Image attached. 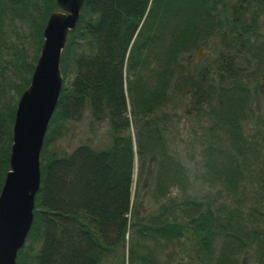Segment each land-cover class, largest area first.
<instances>
[{"label":"trees","instance_id":"1","mask_svg":"<svg viewBox=\"0 0 264 264\" xmlns=\"http://www.w3.org/2000/svg\"><path fill=\"white\" fill-rule=\"evenodd\" d=\"M9 2L0 0V30L8 12L18 16L29 24L37 49L54 0ZM263 6L264 0L82 1L61 48V85L39 151L40 181L25 237L37 244L30 253L21 246L14 264H159L154 247L144 240L155 243L181 235L187 223L179 218L200 204L187 191L188 164L169 148L165 134L172 120L165 107L176 108L172 88L183 77L177 75L181 55L214 34L223 38L229 33L237 47L234 56L242 47H253L251 56L260 58L255 27ZM21 68L31 71L32 65L23 61ZM226 74L230 78L213 87L216 106L210 114L237 148L222 161L227 181L234 183L243 172L234 165L238 158L244 161V144H251L244 124L253 113L255 88L249 82L255 83V70ZM185 77L193 82L190 75ZM2 78L0 71V82ZM27 82L10 87L19 94ZM5 93L0 85V186L8 169L14 109L13 102L1 100ZM84 110L91 121L106 123L107 143H81L67 155L57 153L52 144L64 122L80 119ZM144 195L161 199V204L146 217L134 210L135 219L129 222L131 208ZM206 208L188 221H196L195 228L202 232L197 233L199 247L207 234L222 230ZM129 225L133 236L124 255ZM229 260L225 264H231Z\"/></svg>","mask_w":264,"mask_h":264},{"label":"rangeland","instance_id":"2","mask_svg":"<svg viewBox=\"0 0 264 264\" xmlns=\"http://www.w3.org/2000/svg\"><path fill=\"white\" fill-rule=\"evenodd\" d=\"M9 1L13 0H5L10 4ZM28 9L32 11L31 5ZM53 9H56L55 4L51 10ZM7 15L9 20L3 25L5 30L2 25L0 30V71L4 75L0 85L6 90L1 100L13 102L14 116L19 94L29 83L33 65L39 54L42 33L36 49L29 24L25 21L22 24L16 18L18 16L15 17L12 13L8 12ZM255 28L258 32L256 43L261 45V55L258 59L251 56L253 47H242L234 56L233 52L237 47L229 33L223 38L214 34L208 37L205 43H199L188 51H183L181 55V68L177 75L178 79L181 75L183 77L177 80L172 88L177 101L176 108L168 110L165 107L172 118L165 134L169 140V148L174 149L188 164L187 191L200 204L195 206L196 209L188 208L190 214L184 211L179 218L187 223L181 235L171 240L158 238L159 241L155 243L152 240H144L154 247L159 264H225L228 259L231 264H264V6L258 11ZM201 44L204 45L202 55L195 61L193 55ZM258 54L257 52L255 55ZM23 61L32 65L31 71H24L22 68L18 70ZM254 70L252 78L255 83L249 79L251 88H255L254 100L250 103L253 113L244 124V131L250 134L251 144H244L240 153V158L244 156V161L240 162L238 158L237 166L234 165L235 169L243 171L242 174L235 178L234 183H229L227 175L222 171V161L225 160L226 152L234 153L233 150L237 148L229 135L213 122L210 114L211 106H216L213 87L217 82L230 78V75L227 77L226 71ZM186 75H190L193 82L188 80ZM27 79V84L19 94L10 87V83H22ZM106 129L104 121H91L88 110H84L80 119L64 122V127L52 147L62 155L69 154L81 143L102 147L108 141ZM140 198L128 215L131 223L136 215L134 210L138 215L146 217L161 204V199L157 202L145 195ZM206 207L213 214L214 224L218 221L222 223V230L215 229L211 237L207 234L205 245L199 247L197 235L202 232L195 228L196 221H188L191 215L204 211ZM213 226L210 224L209 229H213ZM132 228L129 225L124 236V255L126 243L133 236ZM36 244L37 242L32 244L30 240L25 239L22 251L30 253V247L35 249Z\"/></svg>","mask_w":264,"mask_h":264},{"label":"water","instance_id":"3","mask_svg":"<svg viewBox=\"0 0 264 264\" xmlns=\"http://www.w3.org/2000/svg\"><path fill=\"white\" fill-rule=\"evenodd\" d=\"M83 0H54L42 28L39 54L22 89L11 125L8 169L0 186V264H14L32 220L39 186V151L61 85V48L75 25ZM204 45L193 55L199 60Z\"/></svg>","mask_w":264,"mask_h":264}]
</instances>
